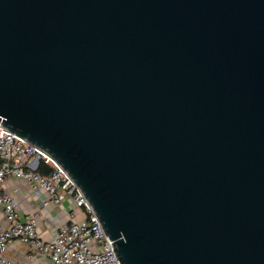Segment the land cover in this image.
<instances>
[{
	"label": "water",
	"instance_id": "95a60500",
	"mask_svg": "<svg viewBox=\"0 0 264 264\" xmlns=\"http://www.w3.org/2000/svg\"><path fill=\"white\" fill-rule=\"evenodd\" d=\"M0 126L119 264H264V0H0Z\"/></svg>",
	"mask_w": 264,
	"mask_h": 264
},
{
	"label": "built area",
	"instance_id": "2783aa9c",
	"mask_svg": "<svg viewBox=\"0 0 264 264\" xmlns=\"http://www.w3.org/2000/svg\"><path fill=\"white\" fill-rule=\"evenodd\" d=\"M49 165L51 172L41 175L39 163ZM8 178H18L29 185L42 208L48 203L61 204L68 197L86 212L75 220L73 212L67 222L53 226L45 240L37 229L38 213L20 216L12 194L2 191ZM0 210L6 224L0 222V264H12L5 252L13 242L26 247L29 264H119L107 236L82 191L54 159L45 151L0 126ZM55 220V219H54Z\"/></svg>",
	"mask_w": 264,
	"mask_h": 264
},
{
	"label": "crops",
	"instance_id": "0c3cea01",
	"mask_svg": "<svg viewBox=\"0 0 264 264\" xmlns=\"http://www.w3.org/2000/svg\"><path fill=\"white\" fill-rule=\"evenodd\" d=\"M2 191L12 194L16 200V211L20 216L29 213H38L37 229L42 239H49L53 226L46 222L52 220L55 226L66 223L67 215L71 212L74 214L75 220L84 219L86 212L83 207L77 206L71 198H67L61 204L48 203L44 208L40 206L39 200L32 192L27 183L18 178H8L5 180ZM55 219V220H54ZM0 222L6 224L0 210ZM12 264H29L26 257V247L19 242H13L5 252ZM37 264H49L45 261H40Z\"/></svg>",
	"mask_w": 264,
	"mask_h": 264
},
{
	"label": "trees",
	"instance_id": "16d2710c",
	"mask_svg": "<svg viewBox=\"0 0 264 264\" xmlns=\"http://www.w3.org/2000/svg\"><path fill=\"white\" fill-rule=\"evenodd\" d=\"M38 172L41 174V175H47L51 172V168L49 165L45 164L43 161H41L39 163V166H38Z\"/></svg>",
	"mask_w": 264,
	"mask_h": 264
}]
</instances>
